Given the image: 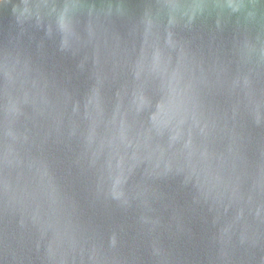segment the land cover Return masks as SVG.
I'll return each instance as SVG.
<instances>
[{
    "label": "water",
    "instance_id": "1",
    "mask_svg": "<svg viewBox=\"0 0 264 264\" xmlns=\"http://www.w3.org/2000/svg\"><path fill=\"white\" fill-rule=\"evenodd\" d=\"M0 264H264V0H0Z\"/></svg>",
    "mask_w": 264,
    "mask_h": 264
}]
</instances>
